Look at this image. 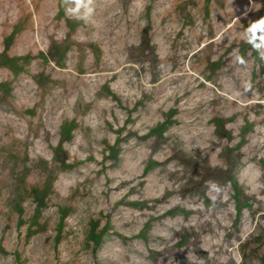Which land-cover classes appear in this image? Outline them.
<instances>
[{"label":"rangeland","instance_id":"374dc122","mask_svg":"<svg viewBox=\"0 0 264 264\" xmlns=\"http://www.w3.org/2000/svg\"><path fill=\"white\" fill-rule=\"evenodd\" d=\"M261 21L0 0V264H264Z\"/></svg>","mask_w":264,"mask_h":264},{"label":"trees","instance_id":"16d2710c","mask_svg":"<svg viewBox=\"0 0 264 264\" xmlns=\"http://www.w3.org/2000/svg\"><path fill=\"white\" fill-rule=\"evenodd\" d=\"M179 154H181V153H179ZM183 156H185V155H183ZM186 157V156H185ZM188 161H190L189 159H187ZM183 166V165H182ZM194 166V165H193ZM184 167V166H183ZM195 167V166H194ZM199 167H202V165H199ZM203 168V167H202ZM228 170H229V168H228ZM228 170H226L225 172H228ZM219 185H221V182L219 181V183H218ZM222 186V185H221ZM39 198H41L40 197V195H39V197H38V199ZM211 203H213L214 204V202H212L211 201ZM183 232H188L189 234H190V239H189V241H187V243H186V246L185 247H188V246H191V244H192V242L194 243L196 240H198V242H199V238H200V236H199V233L197 232V231H195V230H191V229H187V230H183L181 233H183ZM181 233H179V234H181Z\"/></svg>","mask_w":264,"mask_h":264},{"label":"clouds","instance_id":"9594fccd","mask_svg":"<svg viewBox=\"0 0 264 264\" xmlns=\"http://www.w3.org/2000/svg\"><path fill=\"white\" fill-rule=\"evenodd\" d=\"M254 28H264V21H261L258 25H254Z\"/></svg>","mask_w":264,"mask_h":264}]
</instances>
